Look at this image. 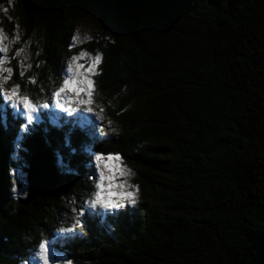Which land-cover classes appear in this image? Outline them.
Returning <instances> with one entry per match:
<instances>
[{"label": "trees", "instance_id": "1", "mask_svg": "<svg viewBox=\"0 0 264 264\" xmlns=\"http://www.w3.org/2000/svg\"><path fill=\"white\" fill-rule=\"evenodd\" d=\"M92 11L116 30L71 49L66 16ZM17 14L23 39L40 26L42 40L30 69L12 58L5 87L43 103L73 53H100L92 107L103 112L49 107L22 133L0 98V264H37L42 236L72 264H264V0H18ZM41 150L59 181L21 203L15 171ZM97 152L121 155L136 203L85 206L65 239L56 230L88 199Z\"/></svg>", "mask_w": 264, "mask_h": 264}, {"label": "snow or ice", "instance_id": "2", "mask_svg": "<svg viewBox=\"0 0 264 264\" xmlns=\"http://www.w3.org/2000/svg\"><path fill=\"white\" fill-rule=\"evenodd\" d=\"M2 39L3 37L0 36V40ZM77 39V36H73L74 42ZM0 52H6V49L0 48ZM22 52L23 49H17L12 58L14 59ZM84 55L85 53L81 52L79 56H72L70 58L67 67L62 69L60 85L51 91L48 99L43 103L34 101L27 91H22L19 83H12L10 88L5 87L12 80L14 70L12 67L4 66L6 63H10L11 60L0 56V97H3L23 117L19 127L20 132H28L29 129L26 125H32L37 119L34 114L39 109H47L50 106L70 116L73 112L82 111L94 115L97 120L102 119L100 113L103 112V109L100 110V113H97L94 112L92 107L94 102V81L92 76L97 74L96 69L101 62V54L96 53L87 65L78 62ZM18 63L21 67H24L23 61H18ZM74 64L75 68L73 67ZM31 67L32 65L28 64L25 70ZM24 75L25 71H21V78ZM28 83L35 84V78L29 77ZM41 91L44 90L41 89ZM69 91L72 92L71 97L67 95ZM108 128L109 130L111 129V121H109ZM98 130L102 136L107 135L102 125L99 126ZM92 159L95 163V173L89 177L92 180V190L88 194V199L83 202L80 211H77L75 207L71 210L73 213L72 226L59 227L56 230L65 239H71L76 235V229L80 228L81 225V216L83 215V208L85 206L90 209L100 208L105 211H112L136 203L135 193L132 189L137 188V186L127 183L126 180L119 179L134 174L130 169L121 166V155L119 153L97 152ZM101 161H106L103 167H101ZM15 183L19 184L20 180H17ZM59 243L60 241L56 238L42 236L31 250V260L37 261L38 264H72L71 260H57V246ZM24 264H30V261L25 260Z\"/></svg>", "mask_w": 264, "mask_h": 264}, {"label": "rangeland", "instance_id": "3", "mask_svg": "<svg viewBox=\"0 0 264 264\" xmlns=\"http://www.w3.org/2000/svg\"><path fill=\"white\" fill-rule=\"evenodd\" d=\"M17 9H18V0L0 1V36L3 37V39L0 40V48L6 49V52H0V56H4L7 59H10L12 61L13 60L12 57L14 56V53L16 52V50L23 49V52L19 56H16L14 59L17 60V63L18 61H23L24 67H21L19 63L18 65L25 70L28 64H32L33 61L34 63H36L35 62L36 56H34L32 53V45L33 43L37 42L39 47L41 46L42 29L40 26H37L35 34H34V39L32 41L24 40L23 39L24 27L21 25L19 19L17 18L18 16ZM95 13H98V12H95ZM66 18H67V22L71 23L72 25L71 26L72 36H71L70 43H69V46L71 49H75V47L81 46L90 41L99 42L102 38H105L110 34L112 35L113 31L116 30L110 18L101 12H99L98 15H95L93 11L91 13L81 12L77 16H75V18L73 19L70 18V16L68 15L66 16ZM10 23L11 25H9ZM73 36L78 37V39L75 42L73 41ZM81 52H84L85 55L78 62L85 64V65L89 64L91 62L92 57L95 56V54H91L84 50H81L77 53H73L72 56H79ZM70 58L68 62L70 61ZM9 64L10 63H6L4 66L8 67ZM66 67H67V64L65 68ZM73 67L75 68V64L73 65ZM59 85L57 84V87ZM67 95L71 97L72 92L69 91ZM0 98L4 102H6L3 99V97H0ZM8 107L10 108V111H11L10 113L20 114V112L13 109L10 104H8ZM52 108H55V107H52ZM42 109L44 108L39 109L37 113L34 114L37 118L39 117L40 111ZM21 119H23L22 116H21ZM105 162L106 161H101V167H103ZM121 166L126 167L127 169H130V167L123 161H122ZM15 177H16V180H20V182H22V180L23 181L25 180V183H26V178H25L26 174L24 175L22 171H15ZM129 178L130 176L121 177L119 179L126 180L127 183H129L128 182ZM132 191L135 193V198H136V195H137L136 189L134 188L132 189ZM107 212H110V211H107ZM64 259H67V258L64 255L57 253L58 261H61Z\"/></svg>", "mask_w": 264, "mask_h": 264}, {"label": "water", "instance_id": "4", "mask_svg": "<svg viewBox=\"0 0 264 264\" xmlns=\"http://www.w3.org/2000/svg\"><path fill=\"white\" fill-rule=\"evenodd\" d=\"M60 178V172L51 154L46 150L35 153L29 162L26 174L27 195L20 198L21 203H28L55 188Z\"/></svg>", "mask_w": 264, "mask_h": 264}, {"label": "bare ground", "instance_id": "5", "mask_svg": "<svg viewBox=\"0 0 264 264\" xmlns=\"http://www.w3.org/2000/svg\"><path fill=\"white\" fill-rule=\"evenodd\" d=\"M25 14V13H24Z\"/></svg>", "mask_w": 264, "mask_h": 264}]
</instances>
